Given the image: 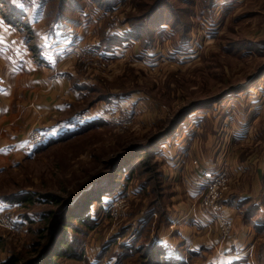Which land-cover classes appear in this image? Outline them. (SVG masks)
Here are the masks:
<instances>
[{
    "label": "rangeland",
    "instance_id": "obj_1",
    "mask_svg": "<svg viewBox=\"0 0 264 264\" xmlns=\"http://www.w3.org/2000/svg\"><path fill=\"white\" fill-rule=\"evenodd\" d=\"M12 1L22 5V0ZM63 1L66 0H51L47 5V17L38 4L28 6L27 9L25 7L28 18L33 23L38 22L34 25L37 28L36 34L43 25L50 28L49 23L61 9ZM76 1H81L85 6L84 11L93 18H101L110 12L100 8L94 0ZM122 1L127 4L118 12L121 15L118 21L121 26L119 35L128 30L129 20L143 17L159 0ZM161 7L163 12L173 8L172 18L180 22L181 30H176L171 24L162 25V30H170L160 32L161 35L158 34L156 38V50L162 53L158 59L160 62L157 60L160 63L159 69L153 70L151 62L143 63L130 55L129 60H114L111 63L88 58L76 61L82 76L96 81L97 89L90 96L92 104L107 98L117 102L138 100L136 107L140 110H136L135 106L131 108L135 117L133 123L115 127L103 121L100 127L70 133L62 141L39 149L33 158L21 166L0 173V198L24 194L33 200H26L24 205L13 204L11 212L0 213V216L3 215L0 218V264H4L2 261L8 257H15L17 264L35 262L39 258L38 253L47 247L50 237L49 232L40 233L41 229L48 226L39 221L38 216L45 212L59 213L78 196L80 189L107 173L112 160L165 132L185 108L214 100V103L200 107L194 114L198 120L199 115L207 116L198 122L201 127L197 128L199 134L196 136L199 139L201 159H198L197 167L205 166L202 155L208 151L211 154L216 141L218 146L221 142L223 145L220 146L228 148V140L222 139L224 131L222 135L216 132L222 131L219 118H226L228 106L235 109L240 106L241 99H251L261 94L259 89L264 85V0H248L243 4L237 0L229 4L228 0H164ZM74 14H70V17ZM82 18L81 15L80 22L84 23ZM105 20L107 31L110 22L108 17ZM183 35L190 39L191 44L187 51L180 54L177 47ZM177 54L183 58L182 62ZM115 93L119 96L114 97L112 94ZM43 118L44 115L36 117L34 125L38 126ZM191 118L185 119L172 137L157 146L160 152L151 155L150 168L135 169L129 180H125L129 173L124 174L114 196V200L122 199L121 204L118 202L119 206L111 211L107 207L112 202L106 208L103 207L104 215L96 228L86 234L70 231L77 237L75 246L79 247L81 257H59L58 264L95 263L103 250V260L99 258L101 264H115L119 255L121 258L118 264H151L154 259L164 262L156 254L153 257L150 255L149 245L157 243L167 228H176L166 219V207L168 202L172 207H179L181 201L173 202L172 205L171 195L179 188L168 184L160 156L164 147L171 146L181 135L185 123L192 122L189 120ZM78 126L83 128L85 123L80 122ZM33 129L36 128L30 132ZM218 146L217 149L220 148ZM142 155L144 157L145 154ZM181 157L184 158V155ZM137 161V158L134 159L131 165ZM182 162L181 159L180 166ZM224 164L225 160L220 162V167L227 170L230 176L225 186H219L216 192L206 198H198L193 204L205 213V203L221 204L225 210L224 218L231 221L229 235L221 230L219 223L212 227L213 233H218L217 237H211L210 231L200 234L199 237L205 236L203 240H207L206 252L212 254L208 264H228V259L218 256V248L232 243L235 236V219L229 214L227 204V197L234 190V179ZM152 165H155L154 171H151ZM49 195L59 198L61 203L44 202V197ZM14 217L16 223L12 220ZM18 224L24 228L20 230ZM56 229H61V226ZM263 243L264 237L258 240V245H250L254 264H264ZM127 244H131L134 251H137L135 255H124L128 251L125 246ZM167 244V241L162 240V246L166 247ZM174 253L182 261L185 260L186 264H199L202 261L197 262L196 254L187 251L182 244ZM213 258L215 260L212 262Z\"/></svg>",
    "mask_w": 264,
    "mask_h": 264
},
{
    "label": "crops",
    "instance_id": "obj_2",
    "mask_svg": "<svg viewBox=\"0 0 264 264\" xmlns=\"http://www.w3.org/2000/svg\"><path fill=\"white\" fill-rule=\"evenodd\" d=\"M246 1L237 0L239 4ZM230 2L234 0H228V4ZM84 14V23L64 34H50L48 27L43 25L30 44L26 43L17 27L0 15V173L21 166L39 149L62 141L70 133L84 130L87 126L95 127V124L102 126L104 119L101 115L107 107L120 106L123 102L107 98L91 103L90 96L97 89L96 81L82 76L71 57V50L84 46L108 54L115 50L99 47L102 35L107 32L105 15L93 18L87 12ZM37 24V21L32 22L33 27ZM36 29L34 27V31ZM125 44L129 47L128 55L143 63L151 62L153 70L159 69L158 59L162 53L156 50L157 45L150 52L143 53L139 41L132 39ZM179 58L182 62L183 58ZM259 90L261 94L241 99L240 106L235 109L228 106L226 118H219L222 131L216 132L222 135L224 131L222 139L228 140V148L220 146L223 145L220 142L217 149L216 141L211 154L208 151L207 157L202 155L203 160L205 158L204 167H197L201 156L196 135L199 134L197 128L201 127L198 122L207 116L199 115V120L197 116H191L189 120L192 122L185 123L175 142L164 147L160 157L165 178L168 184L179 188L171 195L172 205L181 201L179 207L174 208L169 202L166 207L167 221L176 225L175 229L163 231L158 240L161 244L162 240L168 242L166 253L182 244L187 251L196 254L197 262L209 263L212 254L206 252L207 240H203L205 236H199L210 231L211 237H217L218 233H213L215 223L208 214L200 212L193 204L199 198V177L205 170L220 169V162L225 160L224 165L234 179V190L227 197V204L229 214L235 219V236L232 243L218 248V256L228 259V264L255 263L250 245H258V240L264 237V85ZM126 102H131L136 110H140L136 107L138 100L129 99ZM39 115H44V118L35 126ZM80 122L85 123L83 128L78 126ZM36 127L47 133L43 144H33L29 140L30 130ZM181 159L183 164L180 166ZM110 199L104 197V208L110 204ZM8 203L0 199V213H6L13 207ZM202 261L199 264H203Z\"/></svg>",
    "mask_w": 264,
    "mask_h": 264
},
{
    "label": "trees",
    "instance_id": "obj_3",
    "mask_svg": "<svg viewBox=\"0 0 264 264\" xmlns=\"http://www.w3.org/2000/svg\"><path fill=\"white\" fill-rule=\"evenodd\" d=\"M51 0H22L21 4H15L12 0H0V15L10 24H13L19 29L21 34L24 35L26 43L30 44L35 36V31L32 26L31 20L28 18L27 8L34 7L38 4L41 10H44L47 15H49L47 5ZM100 8H103L105 11H111L116 5L118 0H94ZM167 0H165L166 2ZM217 1V0H216ZM164 3V0H159L155 6L152 7L143 17L138 19L129 20L128 30L125 31L123 35L117 33H108L106 32L101 39L100 48L106 50L114 51L117 48H121L125 41L137 40L141 43V50L143 53L150 52L156 46V38L162 30L163 24H171L176 30L180 29V22L177 19L172 18L173 8H169L167 12L161 10V6ZM161 4V6H159ZM26 7V9H25ZM85 6L80 1L76 0H66L62 2L61 9L52 18L50 28L48 32L50 34H57L58 32H68L71 28H76L83 24L80 22V17L83 14ZM85 12V11H84ZM73 17H70V14H73ZM78 14L76 18L75 15ZM183 35L181 42L177 47V50L180 54L187 51L190 47V39ZM183 42V43H182ZM264 74V73H263ZM261 77L263 75L261 74ZM113 95V94H112ZM115 96H119L116 94ZM126 96V95H124ZM220 98L217 100L219 101ZM214 100L209 101L208 103L194 104L182 110L177 116L176 120L172 125L163 133L155 136L149 143L145 145H137L130 149L127 152L120 155L118 158L112 160L109 165L107 173L94 179L92 183L85 186L83 189L79 190L78 196H76L71 203H69L63 210L55 214L52 212L42 213L38 216V220L45 222L47 228L41 229L40 233L49 232L50 237L47 243V247L38 253L39 258L34 262L30 261L28 264H58L57 259L59 257L67 256L69 258L75 259L80 258L81 256L78 253V246H75L77 242V237L71 234V230L77 234H86L90 229H94L102 220L104 215L102 201L104 197L111 198L109 202L114 200L116 192H118V186L121 183V180L126 173H129L125 180H129L130 176L133 175L135 169L137 168H150L151 160L153 156L157 155L158 149L157 146L166 141V139L172 137L178 130L179 126L185 122V119L193 116L196 111L204 106L214 103ZM98 126V125H94ZM91 126H87L90 128ZM85 130V128H84ZM79 132V131H77ZM76 132H74L75 134ZM59 141V140H58ZM50 145V144H49ZM142 154H145L144 157ZM153 155V156H151ZM138 159L136 163L131 165L134 159ZM155 165L151 166V171H154ZM44 202H53L54 204H60L61 200L54 195L45 196ZM6 202H9V205L19 204L24 205L25 201L28 200L32 202V197L25 196L24 194L13 195L9 197H1ZM40 222V223H41ZM57 226H61V229H56ZM59 228V227H58ZM71 234V235H70ZM264 244V243H263ZM128 251H125V256H132L137 253L134 251V248L131 244L125 245ZM151 249V251H150ZM263 254H264V245H263ZM168 250L167 247L162 246L159 242L149 245L150 255L153 257L156 254V257L162 259L153 260L151 264H186L178 256H175L174 251L166 253ZM82 255V254H81ZM123 255V256H124ZM104 257V250L98 255L97 261L91 262L90 264H101ZM121 258V256L119 255ZM119 257H116V263H119ZM99 258H102L100 260ZM4 264H17V259L15 257H8L4 261Z\"/></svg>",
    "mask_w": 264,
    "mask_h": 264
},
{
    "label": "built area",
    "instance_id": "obj_4",
    "mask_svg": "<svg viewBox=\"0 0 264 264\" xmlns=\"http://www.w3.org/2000/svg\"><path fill=\"white\" fill-rule=\"evenodd\" d=\"M124 1L118 0L116 5L113 9L108 12L105 17H108L110 22V27L107 28L108 33H117L119 32L121 26H119V16L118 12L122 10L127 3H123ZM111 19V20H110ZM129 47L127 44L123 45L121 48H117L112 54H108V52H100L99 50L95 49L94 47L84 46L82 49H73L71 50V57L75 61H83L84 59H96L103 63H111L114 60H129L128 56ZM132 104L126 101H123L120 106H110L107 107V111L101 115L104 121L107 124H112L115 127L118 126H128L133 123L134 114L131 110ZM46 131L37 128L33 129L32 132L29 133V140L33 144H43L46 141ZM230 179L229 173L227 170L223 169L222 167L218 170H205L199 182V198L203 199L206 198L210 193L216 192V188L218 190L219 186H225V183ZM121 198H117L116 200L112 201V205L107 207L110 211L113 208H116L117 203L121 204ZM119 200V201H118ZM204 208L207 210L206 213L212 219L215 224L220 225L221 230L226 234L230 232L232 228L231 221L224 218L225 210L221 204H216V202L205 203L203 205ZM10 209V208H9ZM12 209L8 210V212L3 213L7 214L11 212ZM3 216V215H2ZM0 216V218L2 217ZM16 223V218L12 219ZM18 228L23 229L24 226L17 225ZM9 228V226L7 225ZM220 251V250H219Z\"/></svg>",
    "mask_w": 264,
    "mask_h": 264
},
{
    "label": "bare ground",
    "instance_id": "obj_5",
    "mask_svg": "<svg viewBox=\"0 0 264 264\" xmlns=\"http://www.w3.org/2000/svg\"><path fill=\"white\" fill-rule=\"evenodd\" d=\"M52 137V136H51ZM49 140H51V139H49Z\"/></svg>",
    "mask_w": 264,
    "mask_h": 264
}]
</instances>
